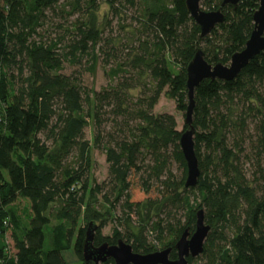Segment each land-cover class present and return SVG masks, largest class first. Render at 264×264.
<instances>
[{
	"label": "trees",
	"instance_id": "obj_1",
	"mask_svg": "<svg viewBox=\"0 0 264 264\" xmlns=\"http://www.w3.org/2000/svg\"><path fill=\"white\" fill-rule=\"evenodd\" d=\"M222 2L202 0L201 8L214 12ZM130 9L135 33L105 40L101 18L111 28L109 18L120 21ZM258 9V0L225 7V23L202 38L186 0H0V264H67L68 251L84 264L91 223L98 226L95 247L122 240L140 255L172 248L176 260L175 246L187 229L195 231L200 210L211 231L189 264H264V52L235 80H206L196 89L195 188H185L175 118L154 113L165 96L185 115L196 53L229 65L244 50ZM49 13L76 20L51 37L43 32ZM101 54L110 87L96 92L63 74L70 58L95 62ZM247 144L259 163L251 177ZM93 149L109 165L101 185L89 180ZM173 162L184 170L181 180ZM136 188L144 199L134 198ZM108 223L116 226L104 238Z\"/></svg>",
	"mask_w": 264,
	"mask_h": 264
},
{
	"label": "water",
	"instance_id": "obj_2",
	"mask_svg": "<svg viewBox=\"0 0 264 264\" xmlns=\"http://www.w3.org/2000/svg\"><path fill=\"white\" fill-rule=\"evenodd\" d=\"M242 0H223L220 8L214 12L203 11L202 0H186L190 17L200 27L201 37H208L219 25L225 23L223 9L236 8ZM259 9L253 16L254 30L243 51L234 54L229 65L209 64L203 51L199 50L187 68L188 107L185 113V127L180 138V147L187 166L185 188H195L200 178L199 161L195 153V129L193 127L194 96L196 89L206 80L231 82L254 60L264 52V0H258ZM98 226L91 223L86 232L83 250L84 264H105L113 260L114 264H189V259H197L204 252V246L211 228L205 223L203 210L197 212L195 231L187 229L175 246L177 259L171 260L172 248L149 255L133 252L131 245L119 241L116 245L104 243L95 247L94 240Z\"/></svg>",
	"mask_w": 264,
	"mask_h": 264
},
{
	"label": "rangeland",
	"instance_id": "obj_3",
	"mask_svg": "<svg viewBox=\"0 0 264 264\" xmlns=\"http://www.w3.org/2000/svg\"><path fill=\"white\" fill-rule=\"evenodd\" d=\"M103 2V0H101ZM108 12L107 7L102 4V14H106ZM135 11L129 10L126 15H123V18L119 20H114L112 17L109 18V21L111 22V28L109 26H106L103 24L101 18V28H106V33L104 34L105 40L113 39H122V41L125 39L126 36H132L133 33H135V30L138 28V23L135 21ZM48 25L44 27L43 32H48L47 34H50L51 37L57 36V34H64L63 31H60L57 29V26L59 24H63V26L67 29L71 30V24L75 22L76 18H71L67 23H63L61 19H57L53 16V14L49 13ZM66 24V26H65ZM70 44V40L66 41L64 43L65 46H68ZM100 47L105 48V42L102 41L100 44ZM99 47V48H100ZM110 67H108L105 64V59L102 56H98L97 60L94 62L93 60L90 61L87 58L81 59L80 63H73L72 58H70V61L66 62L64 65V72L63 74L67 76L75 75L78 77L83 85L87 87L89 90H93L96 92L101 91L102 89H106L113 85L111 79L108 77ZM154 113L157 115H163L168 114L175 118L177 123V130L179 132H183L185 129V115L182 112H179L177 110V104L175 101L170 100L166 98L165 96H162L158 105L156 106ZM254 132V128L251 125L250 131L251 135ZM93 130H92V124L86 129V138L89 141H93ZM248 150L247 155L250 156V160L247 159V163L245 164V168L247 170V173L249 177H251L254 173H258L259 169V163L257 156L252 152L251 146L247 144ZM92 157V166L89 173V180L90 182L95 181L97 184H104L108 182L109 177V165L106 162V156L102 151L93 149L91 152ZM264 167V163H262ZM173 175L176 179L181 180L184 177V170L183 168L177 164L172 163L170 167ZM256 175V176H257ZM140 189L136 188L133 196L136 200L138 199H144V195L141 194ZM194 203L196 201H193ZM21 209L24 208V203H19L18 205ZM106 210V209H105ZM104 212V211H103ZM117 216H121L120 210L117 211ZM99 225V223H98ZM116 225L114 223H108V225L101 230L102 237H111L113 233V229ZM123 229V228H122ZM152 241V237H149V242ZM8 242L10 245L12 244L10 241V237L8 238ZM12 247V245H11ZM74 254L73 251H70V254ZM198 262V263H197ZM195 264H205L204 261H197Z\"/></svg>",
	"mask_w": 264,
	"mask_h": 264
},
{
	"label": "crops",
	"instance_id": "obj_4",
	"mask_svg": "<svg viewBox=\"0 0 264 264\" xmlns=\"http://www.w3.org/2000/svg\"><path fill=\"white\" fill-rule=\"evenodd\" d=\"M63 257L67 264H80L75 254H70V251L63 253Z\"/></svg>",
	"mask_w": 264,
	"mask_h": 264
}]
</instances>
